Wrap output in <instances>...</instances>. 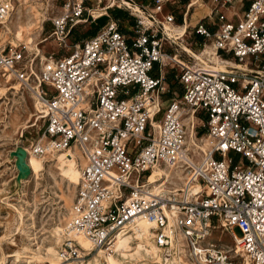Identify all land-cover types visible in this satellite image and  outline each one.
Listing matches in <instances>:
<instances>
[{
    "label": "built area",
    "instance_id": "built-area-1",
    "mask_svg": "<svg viewBox=\"0 0 264 264\" xmlns=\"http://www.w3.org/2000/svg\"><path fill=\"white\" fill-rule=\"evenodd\" d=\"M90 1H60L50 19L58 45L74 26L91 21ZM165 1L153 0L148 23L133 13L126 31L105 20L63 55L44 56L37 76L34 66H24L21 47H1L0 75L10 74L26 89L36 81L42 129L41 139L29 145L33 155L76 146L84 156L64 234L82 236L90 251L109 248L119 230L143 218L153 224L156 246H169L178 234L193 264H234L236 255L264 264V0H239L242 9L230 18L224 6L235 0H221L217 22L190 26L201 47L211 44L232 61L219 70L200 60L188 66L193 56L186 50L183 57L167 52L165 46L177 47L175 38L153 16ZM10 9L11 0H0V23ZM162 18L174 23L171 12ZM154 65L174 70L180 86L158 120L157 98L166 90L162 76L152 73ZM188 113L204 114L211 141L197 163L184 148L182 120ZM181 161V187L168 194L152 191V166ZM215 223L228 231L231 247L205 242ZM56 251L59 264L87 255L67 236Z\"/></svg>",
    "mask_w": 264,
    "mask_h": 264
},
{
    "label": "rangeland",
    "instance_id": "rangeland-1",
    "mask_svg": "<svg viewBox=\"0 0 264 264\" xmlns=\"http://www.w3.org/2000/svg\"><path fill=\"white\" fill-rule=\"evenodd\" d=\"M60 1L26 0V4L22 6V12H24L23 7L26 6L32 7L34 11H39L44 15L41 27L31 29L32 47L27 48L25 40L17 42L16 46L21 47L29 61L33 60L34 72L38 69L44 56L50 53L54 57L63 55L71 49L75 40L93 33L105 20H114L118 28H128L129 24L133 23V13L138 14L142 20V17L146 18L145 15L150 13L149 9L153 7V0H91L86 11L87 14L94 15L91 21L74 26L65 44L58 45L50 35V19L58 9ZM186 1L188 0H167L162 4L160 12L153 16L163 23L162 26L166 23L162 20V16L166 12L172 13L176 25H184L186 21V24L191 26L200 20L205 25L211 26L212 22H217L218 18L223 15L219 11L221 0H191L189 6ZM21 2L23 0H12V7L16 9L21 7ZM124 3L130 5L125 6ZM117 4V7H107ZM233 4H226L231 5L230 7L224 4V7L227 10L231 9V12L234 13L237 7ZM220 8L223 9V7ZM240 9L237 13H240ZM95 10L99 11L95 12ZM205 14L207 15L204 16ZM190 26L186 28L184 37L186 40L181 41V44L187 48H190L188 44L191 41L190 35L193 34ZM15 30L14 27H11L9 32L3 33V28L0 30V44L5 45V48L10 46L8 40L12 38ZM180 38L176 40L180 41ZM185 42L188 44H184ZM209 45L211 44L206 46ZM205 48L192 45L190 50L198 56ZM36 50L39 51V55ZM192 62L195 63V59L191 57L188 66H191ZM198 62L200 61L198 60ZM195 64L197 65V63ZM12 86H17L18 90L11 89ZM0 87L5 89L0 93V264H57L56 261L50 262L46 258L45 250L50 247L57 249L63 238L61 236L60 241L56 243L53 230L58 227L64 229L70 219V206L75 185L70 184L66 178L61 176L56 162L51 156L43 158L47 162L44 164L43 170L36 172L29 170L27 173H23L21 166H18L20 164L18 151L24 149L28 150V153L30 152L29 145L40 138L42 119L38 118L40 114L34 107V96L31 91L21 86L17 81L7 82L1 76ZM193 116L198 120L194 124L195 136L204 141L207 138L204 119L203 117L199 118L202 119L200 121L199 114H193ZM188 155L199 161L202 153L197 154L194 149H189ZM233 232L236 235L239 234L237 229H233ZM206 240L208 243H215L221 247L232 246L228 231L219 228L216 223ZM135 242L136 240L132 241V246ZM94 251L91 250L90 253L88 251L89 254L86 253L87 255L83 258L71 260L70 264H91L93 256L96 255L93 253ZM185 252L187 251L185 250ZM185 254L187 255V253ZM187 262L191 264L188 260ZM233 263L250 264L237 255L233 257Z\"/></svg>",
    "mask_w": 264,
    "mask_h": 264
},
{
    "label": "bare ground",
    "instance_id": "bare-ground-1",
    "mask_svg": "<svg viewBox=\"0 0 264 264\" xmlns=\"http://www.w3.org/2000/svg\"><path fill=\"white\" fill-rule=\"evenodd\" d=\"M25 1L26 0H23V2H21V7H18L16 9L15 7H12L13 3L11 0V9L5 19L0 23V30H2L3 28V33L6 31L9 32L11 27H14L16 29L12 38L8 40V44L11 47H15L17 46V42L25 40L27 48H31L33 45L31 29L33 27H37L39 29L41 27L40 24L44 19V15L42 13H39V11H34L32 7L25 6L23 7L24 12H22L21 9L22 6L26 4ZM126 3H124L125 6L130 5L129 3ZM96 11L99 10H95V12ZM142 20L144 23H148V20L146 18L142 17ZM186 27V25H165V31L170 37L174 36V38H180L184 35ZM206 45L207 44H205L204 47ZM4 46L5 45L0 44V48ZM195 56L198 58V60L209 63L208 65L212 70L222 69L224 64H229L227 61L219 60L212 46L206 47L198 54V56ZM219 57L225 59L221 56ZM43 59L44 58H42L41 60ZM24 66L31 70V60H25ZM195 66L197 65L192 62L190 67ZM34 75L37 76V73L34 72ZM0 76L7 82L13 80L10 79V74H4ZM35 83L36 81H34V83H32L33 85L27 88V90L31 91L32 95L34 96V107L39 114V112H42V107L33 89L36 87ZM17 86H12L11 89L18 90L19 86ZM4 90L5 89L1 88L0 93L4 92ZM153 109L154 105L151 104L148 106L149 116L151 115V111ZM39 117L40 115L38 116V118ZM195 121H197V119L193 116V114L188 113V115L183 118L182 123L184 125L183 141L186 155L190 160L197 163L198 159L195 160L190 155H188V150L194 149V152L197 154L203 153L210 147L211 141L208 137L204 141L196 138L194 132ZM151 123L155 125V122L151 121ZM40 139L41 137L38 139V141ZM18 156L20 158V164H18V166H21V170L23 171V173H27L29 170H32L34 172L43 170L44 164L47 163L43 160V158L51 156L53 158V161L56 162V166L61 176L66 178L70 182V184H73L75 186L79 178L80 169L85 162L84 156L76 146H70L69 148L63 149L61 151L49 152L42 156L33 155L31 152L28 153V150L23 149L18 151ZM184 169V162L182 161L174 166L154 164L151 168L150 174L147 176V182L151 186V190L154 192H161L162 194H168L169 192L174 193L176 190H178L179 187H181V184L184 180ZM158 178L160 179L157 180ZM152 228L153 224L151 222H148L143 218H136L135 221L132 222L128 227L122 228L116 233L109 248H98L93 252L96 253V255L93 256L91 264H188L187 260L189 261V263L193 264L189 259V253L185 246V243L178 234L175 236L174 240L169 246L162 248L156 246L151 240ZM53 231L56 236V243L60 241L61 236H67L68 238L76 240V242L81 245L84 250H86L87 254L90 253H88V251H90V244L82 236L74 235L71 233L64 234V229L59 227L55 228ZM130 233L131 235H129ZM133 240H136V242L133 243L134 246H132L131 244ZM205 242H207V240H205ZM184 249L187 252H185ZM45 252L46 258L50 260V262L56 261L57 264H59V259L55 248H47ZM185 253H187V255ZM243 260L248 261L245 256L243 257ZM71 262L72 261H69L67 264H70Z\"/></svg>",
    "mask_w": 264,
    "mask_h": 264
},
{
    "label": "crops",
    "instance_id": "crops-1",
    "mask_svg": "<svg viewBox=\"0 0 264 264\" xmlns=\"http://www.w3.org/2000/svg\"><path fill=\"white\" fill-rule=\"evenodd\" d=\"M234 6H236L237 8H236V11L235 12H237L238 11V9L240 8V5H241V2L239 1V0H235L234 1V4H233ZM209 10V9H208ZM139 12V11H138ZM224 13H225V15L228 17V18H230L231 17V14H232V12H231V9H224ZM208 14V13H207ZM207 14H205L204 16H206ZM204 16H202V17H204ZM146 19L148 20V18L146 17ZM187 22L185 21L184 22V25H186L187 27L186 28H188L190 25H188V24H186ZM130 25V24H129ZM165 25H174V26H183V25H176V24H173V23H164V26H163V31L167 34V32L165 31ZM95 32V31H94ZM93 32V33H94ZM186 32V31H185ZM93 33H90L89 35H91V34H93ZM168 35V34H167ZM190 35V34H189ZM86 36H88V35H86ZM169 36V35H168ZM186 36V34L184 33V36L183 37H181L179 40L180 41H178V40H176V39H178V38H175V40H173L174 42H175V44H176V46L177 47H175L174 48V46L172 47H168V46H165V49L167 50V52H170V53H173L174 51H176V52H178V54L180 55V56H182L183 57V55H184V53L182 52V50H186L187 52H189L193 57V59H195V63H197V65H198V58L195 56L196 54H194L193 52H191L189 49L191 48V46L192 45H198V46H201V45H199V36H197V35H194V34H192V35H190L191 36V41H190V43L188 44L187 42H185L184 44H188V46H190V48H187V47H185L183 44H181V41L184 39V37ZM172 37V36H171ZM173 38H174V36H173ZM184 40H186V39H184ZM180 43V44H179ZM179 45H181V46H179ZM209 46H211V45H209ZM205 47H207V46H205ZM175 49V50H174ZM216 56L219 58V60L220 61H227L229 64H232V61L231 60H229V59H222V58H220L217 54H216ZM176 59H178L177 57H176ZM179 61H181V59H178ZM194 61V60H193ZM210 68V67H209ZM211 69V68H210ZM152 73H154V74H159V75H161L162 76V86L165 88V90L166 91H164L163 93H160L159 95H158V98H157V101H158V105H159V108H160V110H159V112L158 113H156L155 115H154V119L155 120H158V119H160L161 118V116H162V109L166 106V104L168 103V100L175 94V93H179L180 92V86H179V84L177 83V81H176V78L174 77V70H170V69H168V68H166V67H161V68H157V66L156 65H154L153 66V69H152ZM200 116V117H199ZM199 116H198V119L199 118H202L203 117V119H204V114H199ZM199 120H202V119H199ZM198 121V120H197Z\"/></svg>",
    "mask_w": 264,
    "mask_h": 264
},
{
    "label": "trees",
    "instance_id": "trees-1",
    "mask_svg": "<svg viewBox=\"0 0 264 264\" xmlns=\"http://www.w3.org/2000/svg\"><path fill=\"white\" fill-rule=\"evenodd\" d=\"M131 24H132V23H131ZM119 29H120V30H122V31H126V29H125V28H122V29H121V28H119Z\"/></svg>",
    "mask_w": 264,
    "mask_h": 264
}]
</instances>
